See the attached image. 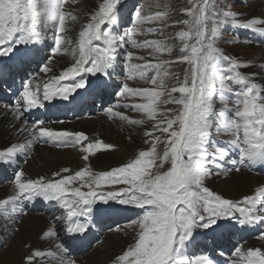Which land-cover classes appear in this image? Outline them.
Returning a JSON list of instances; mask_svg holds the SVG:
<instances>
[{
  "label": "snow or ice",
  "instance_id": "1",
  "mask_svg": "<svg viewBox=\"0 0 264 264\" xmlns=\"http://www.w3.org/2000/svg\"><path fill=\"white\" fill-rule=\"evenodd\" d=\"M122 2L99 0L79 30L78 52L72 50L74 63L51 76L43 84L42 93L33 79L22 83L18 97L6 106V112L19 122V127H12L20 135L27 134V138L0 149V163L27 155L37 142L75 147L88 141L83 132L53 130L43 120L30 123L24 113L42 108L55 98L70 101L81 89L106 91L125 46L146 53H124V81L117 85L121 97L140 102L117 103L105 111L110 119L119 118L130 126L150 123L151 127L143 132L149 147L138 151L129 162L106 171L84 167L72 173L64 168L51 178H28L23 170H17L15 194L0 201V210L11 203L12 213L19 215L24 201L37 197L55 201L66 213L60 218L64 220L62 227L75 238L89 231L93 206L98 201H117L142 214L128 224L132 241L114 256L111 264H215L208 254L189 258L187 253L195 246L197 236L215 232L222 224L243 228L264 221V186H258L255 195H245L240 201L224 198L205 186L213 168L223 170L225 175L241 168H264V85L254 82L255 74L242 73L239 69L251 65L223 54L215 46L216 37L224 24L264 35V17L242 20L239 13L221 11L214 0H189L191 7L184 9L188 18L173 21L176 26H186V30L181 28L175 33L180 55L171 60L164 58L174 51L166 39L137 38L163 37L165 28L172 26L168 24L169 12L145 15L137 7L131 15L132 26L120 34L116 29ZM64 5L65 0H0V56L12 55L21 45L42 44L49 30L53 32V44L46 59L67 53L68 26L75 25L78 18ZM173 63L187 65L182 81L169 70ZM50 71L49 64L42 65L41 72ZM88 76L95 78V83ZM137 79L149 86L130 87L128 81ZM169 79H175L177 86L169 89ZM168 104L176 107L162 108ZM119 108L142 114V118L114 110ZM213 129L225 139L215 141ZM158 143L163 144L162 154L157 150ZM112 148L95 139L82 146L83 159L88 161V154ZM225 163L230 164L226 170ZM166 165L170 166L163 170ZM76 183L79 186H73ZM105 185L123 186L104 191ZM43 235L52 237L57 233L50 227ZM259 238L264 240V233ZM57 251L58 255H47L57 259L58 264H77L74 259H65L68 249L63 242L57 245ZM44 255L33 251L25 257L26 264ZM227 264H264V250L236 246Z\"/></svg>",
  "mask_w": 264,
  "mask_h": 264
},
{
  "label": "bare ground",
  "instance_id": "2",
  "mask_svg": "<svg viewBox=\"0 0 264 264\" xmlns=\"http://www.w3.org/2000/svg\"><path fill=\"white\" fill-rule=\"evenodd\" d=\"M98 3L99 0H84L81 4L83 8L88 9V14L84 18L85 23L90 17L91 12L95 10ZM67 4L68 3L64 6H67ZM243 15L247 18L264 17V15L257 14L254 11H247L245 14L243 13ZM78 33L79 32L77 31L75 33L77 38H79ZM70 53L71 52L68 51L67 53L62 52L58 55H52L51 60L47 61L51 67V71L46 74L40 71L36 77L33 78L34 84L40 85L41 93L43 84L47 82L51 76L59 75L63 68L71 65L72 59ZM8 57L9 56H0V62L6 61ZM241 62L247 63L243 60H241ZM243 69L247 74H255L254 78H257V74L251 66ZM91 80L95 83L93 78ZM46 103L48 102H45L44 104ZM114 103L116 104V102ZM117 103L124 104V101L118 100ZM6 106L7 105L3 104L0 105V149L9 146L12 143L23 142V140L27 138V134L20 135L16 129L12 127L13 124H16L17 127H19V122L13 119L10 112H6ZM112 106L114 105L111 103L104 108L106 110L108 107ZM105 110L102 111V113H95L89 118L83 117L75 119L74 121L64 120L57 122L56 125H54L53 122L45 123V126L53 128V130H67L73 133L83 132L88 137V141L82 142V145H79V148L76 146L54 148L55 145L52 143H34L33 147L35 150L34 154L31 156V163L23 169L26 176L28 178H38L40 176L51 178L53 173L61 169L68 168L74 173L76 168H81L87 165H89L95 172L105 171L111 167L126 163V161L134 158L138 154V151L149 147V145L144 143L145 138L143 137V132L146 128L151 127L150 123L145 126H130L121 122L119 118L110 119ZM114 110L124 112L123 108ZM127 115L133 118H142V114L128 113ZM95 139L111 144L113 145V148L110 150H100L90 153L88 154V161H85L83 159L85 153L82 152V146H86L88 142ZM226 164L228 163H225V165ZM223 167L224 170H226L230 166ZM77 185V183L74 184V186ZM205 185H209L214 190L221 193V195L226 196L229 199L240 201L245 195H255V190L258 186H264V174L257 173L255 170L241 168L239 172L231 171L225 175L222 170L213 173L210 179H206ZM15 191L16 189L14 186L1 187L0 201L14 195ZM12 206L13 205L9 203L5 205L4 209L0 210V215L3 213V215L0 216V225H2L3 218L9 219L4 215V212L5 209ZM41 219L44 218L34 217L23 223L24 225H22V228L25 229V231L21 230V232L24 233V242L22 241V246L17 249L14 244H12L10 245L11 247L7 249V252H0V263L26 264L25 257L31 255L33 251L39 250L44 252L45 255L35 257L32 264H52L50 258L53 257L48 256L47 253L56 252L58 255V251L54 250V246L57 247V245H59V240L56 236L45 237L43 234L50 227L55 231L57 227L51 225L49 221H41ZM128 224L129 223H126L116 227L120 229V231H117V236L116 232H114L116 228H114L106 241L99 243L101 247L92 255H85V253H82L81 256H78L76 258L77 264H111V260L114 256L120 254L132 241L133 234L132 230L128 227ZM105 234L106 232L103 233V236ZM259 237L260 236L242 244L241 246L244 249L259 247L264 250V240ZM51 243H53V246ZM82 257H85L86 261L78 262L83 261L81 259Z\"/></svg>",
  "mask_w": 264,
  "mask_h": 264
},
{
  "label": "rangeland",
  "instance_id": "3",
  "mask_svg": "<svg viewBox=\"0 0 264 264\" xmlns=\"http://www.w3.org/2000/svg\"><path fill=\"white\" fill-rule=\"evenodd\" d=\"M83 1L84 0H65V4L68 3L67 6H64V8L66 7L65 8L66 11L72 13L73 15H76L77 18H78V20L75 23V25L69 24V26H68L67 40L70 41V43H66V45H65L69 49V52H71L70 55H71V59H72L71 62L72 63H74L75 58H76L75 56H73L72 50L76 49L77 52H78V40H79V38H77L75 36L76 35L75 33H76V31L79 32L81 26L83 24H85L84 18L88 14V9L83 8L82 5H81L83 3ZM128 1L129 0H123L121 6L119 8V25H118V29H116V30H118V32L120 34H123L124 32H126L128 30V28H130L132 26V23H126L127 26H124L125 25L124 24L123 25L124 27L121 26V23H123V21H121V15H122L121 11H123L122 9L125 6L128 5ZM137 1L138 2H137L136 5L141 9L142 14L151 15V14H153L156 11H167V12H169L170 18L168 20V24L172 25V26L165 28L164 33H163V37H159V36H140V37H137V38L138 39H145V38H148V39H153V38L166 39L170 44H172L174 46V51H173V53L171 55H168L166 53L164 55V58L165 59L176 60L177 56L180 55V52H179L180 45H179L178 39L175 37V33L177 31L181 30V28H185V30H186V26H182V25L181 26H176V25L173 24V21L176 20V19H181L182 20V19L188 18L186 16V13H185L184 9H186L188 7H191V3L189 2V0H137ZM192 2H194V0H192ZM214 3L219 7V9L221 11H233V12L241 14L240 18L242 20L248 19L246 16L243 15V13L245 14V12H247V11H254L257 14L264 15V0H214ZM137 6H136V8H137ZM153 26L161 27L162 25H153ZM47 33H48V35H50V30ZM52 33L53 32L51 31V35L53 36ZM255 37H256V35L253 34V33H249L247 29L233 28L230 24H224V25L220 26L219 29H218V35L216 37L215 46L218 49H220L223 52V54H225V55H227L229 57H232L233 59H236V60H238L240 62H241V60H243V61L249 63L251 65V67L255 70L256 74H257V78H254V82H257L259 84L263 83L262 85H264V67H262V66H264V47L255 45V43L257 42ZM258 37H259V35H258ZM23 46L24 45H21V46L17 47L16 49L20 50V49L23 48ZM27 47L28 46H25L24 48L26 49ZM128 51H133L136 55H145L146 54L144 52V50L133 49L130 46H125L124 47V49L122 50V52L120 54L121 58L117 62V66L115 67V70L112 72V78L113 79H112L111 83H112V86H115V87H113L115 89L116 93H117L115 96H118V92L120 91V89L117 87V85L122 84V82L124 81V75L121 74V71H122V67H123V64H124V53H126ZM134 62H141V61H134ZM44 64H49V63H47V62L43 63L42 62L41 66L44 65ZM185 68H187L186 64L173 63L170 66L169 70L171 72H174V73L178 74L180 80L182 81L183 80V76H184V69ZM239 70L242 73L247 74L246 71H244L243 68H241ZM40 71H41V69H40ZM86 78L87 79H92L93 77L88 76ZM93 79L95 80V78H93ZM128 83H129L130 87H134V88L149 86V85L145 84V82L140 81L138 79L137 80H133V81H128ZM109 84H110V82H109ZM166 84L168 85L169 89L172 86H177L175 79L166 80ZM236 87H238V86H236ZM93 91H94L93 88H90L88 90L81 89V90H78L77 93L73 94V97L77 98V97H80L84 93L90 94ZM175 95H179V94L177 93ZM118 100H123L124 104L125 103L138 102V100L134 101L133 98L124 99L120 95L115 100L116 104H117ZM60 102H63V100H61L60 98H56L53 101L48 102V104L58 105ZM217 103H218V100H217ZM110 104L111 103H108L107 106L110 105ZM113 105H115V103H113ZM229 106L232 107L233 106L232 103H230ZM175 107L176 106L172 105V104L162 105V108H175ZM123 111L126 114H128V113L139 114V113L132 112L130 109L127 110V109L123 108ZM98 112L102 113L101 111H95L94 114L98 113ZM65 121H68V120H65ZM212 135H213V139L215 141H219V139H221V140L225 139V137L223 135L216 134L215 129H213ZM76 147L79 148V146H76ZM54 148H59V147H55L54 146ZM147 148H145L144 150H147ZM34 150L35 149L32 146L30 152L28 153L30 156H28L27 161L23 165L21 170H23L28 164L31 163V156L34 154ZM157 150H158V152H160L162 154L163 144L158 143ZM134 158H132V159H134ZM129 161L130 160L126 161V163L129 162ZM8 165H9V163H0V172L2 170H4V168L7 167ZM87 166L90 167L89 165H87ZM87 166H83L81 168H84V167H87ZM168 166H170V165H166L163 170H167ZM224 166L228 167V166H230V164H226ZM114 167H117V166H114ZM79 168H76L75 170L76 171L80 170L81 168L80 169ZM111 168H113V167H111ZM111 168H109L107 170H110ZM260 169L264 170V168H260V167H257L255 169H251V170H255V171H257V173H261V171H258ZM217 171H222V170H217L215 168L212 169L213 173H215ZM211 176L208 177L207 179H210ZM77 184H78L77 186H79V183H77ZM3 186H14L15 187V183L14 182L12 184L4 183V184L0 185V188L3 187ZM121 186H123V185H119V186L105 185L104 186V191L115 190L116 187H121ZM206 187H208L214 193L221 195V193H219L218 191L214 190L209 185L206 186ZM81 190L82 191H87L86 188H82ZM221 196L224 197V198H228V197L223 196V195H221ZM100 205L101 206L102 205H107L105 207H108V206H111V205L119 206L120 204L117 201H111L108 204H104L103 202H99L98 201L93 206V210L98 208ZM121 206H123V205H121ZM126 207H132V206H126ZM12 208H13V206L8 208V209H5V212L9 213V215L7 216V218H9V219L3 218L2 225H0V229H1L0 230V244L3 245V243H4V245L0 248V252L1 253L7 252V249L9 247H11L10 245H12V244H14L15 248H17V249H19L22 246V243L24 242L23 241L24 233L21 232V230L25 231V229L22 228L23 227L22 225H24L23 224L24 222H26L27 220L32 219L34 217H43L44 219H41V221L42 220L49 221V219L46 216L39 215L37 213H28V212L26 213V212L23 211L22 214H19V215L14 214V213H12ZM132 208H135V207H132ZM140 213H141V210H140ZM2 215H3V213L0 216H2ZM31 221H34V220H31ZM51 225H53V224L51 223ZM116 229L114 230V232H116V236H117V230ZM112 230L107 231L104 236L102 235V241H101L102 243L104 241H106L108 236L111 234ZM2 231H4L6 233V238L1 236V234L4 233ZM200 236H197V238L200 237ZM101 242H99V243H101ZM99 243L96 244V245L91 246L86 252H84L85 255H87V254L88 255H92L93 253H95L101 247V245ZM51 245L53 246V243H51ZM54 250H57L56 246H54ZM81 259L83 261H78V262L86 261L85 257H82ZM50 261L52 262V264H58V261H56V259H54V258H50ZM0 264H3V263L1 262Z\"/></svg>",
  "mask_w": 264,
  "mask_h": 264
}]
</instances>
